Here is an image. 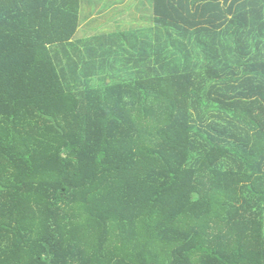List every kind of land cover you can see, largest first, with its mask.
<instances>
[{"label": "trees", "instance_id": "1", "mask_svg": "<svg viewBox=\"0 0 264 264\" xmlns=\"http://www.w3.org/2000/svg\"><path fill=\"white\" fill-rule=\"evenodd\" d=\"M83 1L0 0V264H264V0Z\"/></svg>", "mask_w": 264, "mask_h": 264}, {"label": "rangeland", "instance_id": "2", "mask_svg": "<svg viewBox=\"0 0 264 264\" xmlns=\"http://www.w3.org/2000/svg\"><path fill=\"white\" fill-rule=\"evenodd\" d=\"M150 0H84L78 36L107 30H124L150 19ZM85 19H90L89 24ZM76 35V36H77Z\"/></svg>", "mask_w": 264, "mask_h": 264}]
</instances>
